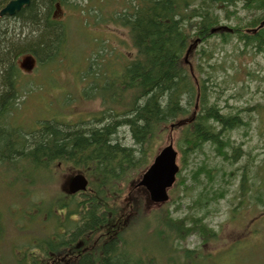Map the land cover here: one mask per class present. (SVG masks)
<instances>
[{
    "label": "trees",
    "instance_id": "1",
    "mask_svg": "<svg viewBox=\"0 0 264 264\" xmlns=\"http://www.w3.org/2000/svg\"><path fill=\"white\" fill-rule=\"evenodd\" d=\"M10 1L0 0V11ZM66 3L67 0H31L16 15L0 16V178L5 181L6 177L9 184H22L19 190L9 187L7 195L0 193V205L8 197H23L27 203L24 216L31 217L32 210L47 208L42 223L48 225L42 235L34 229L38 235L34 239V235L25 236L28 232L16 226L15 236L19 238L15 239L8 232L11 223L5 217L3 221L0 218V233L5 228L13 239L11 247L25 248L28 253L24 259L12 256L14 264H37L34 254L38 251L54 264H160L147 249L138 247V223L148 219L146 230L155 224L157 235L167 247L165 251L179 252L180 244L193 231L209 236L201 225L202 218L196 217L194 211H207L223 198V191L202 190L200 199L190 206L191 217L173 218L172 214L156 211L143 219L137 216L125 228L127 220L114 213L115 207L109 205L113 198L107 197V189L115 190L130 170L146 165L151 145L168 131L180 132L177 149L185 157L205 154L209 146L225 160L235 162L244 155L242 147L234 146L228 135L237 130L247 133L251 122L240 111L224 113L211 102V94L217 93L216 73L201 71L202 65H198L199 79L196 78L186 56L190 46L200 40L203 48H194L201 61L200 53L207 55L203 44L213 47L212 40L216 38L222 44L236 40L264 53V0H123L124 9L116 10L111 22L128 30L136 56L117 72L100 67L89 71L92 77L84 76L85 81L79 82L85 94L102 99L107 110L101 116L106 115L107 120L84 128L47 121L42 129L26 132L12 120L20 101L16 104V100L21 97L16 91L21 75L16 60L20 54H31L38 61L46 60V64L59 56L63 58L62 51L69 42L68 27L55 21L53 15L57 7ZM239 9L251 18H240ZM95 14L100 18L102 12ZM232 20L239 22L237 26H227L232 32H215L223 22ZM68 85L72 84L68 81ZM71 88L73 96L80 98L81 92H72ZM122 127L132 137L131 147L120 139ZM65 164L86 171V176H94L98 183H92L87 194L75 196L51 190L50 185L56 183L51 179ZM198 170L193 177L197 184L201 174L213 183L205 164ZM58 173L59 177L63 174ZM242 176L244 199L240 208L247 206L245 199L252 191L247 187V172ZM261 189L257 185L253 194ZM257 199L260 205L261 198ZM235 212L233 218L241 210ZM165 251L162 256L166 263L179 262L175 254L167 256ZM183 251V264H201L210 258L189 249Z\"/></svg>",
    "mask_w": 264,
    "mask_h": 264
},
{
    "label": "rangeland",
    "instance_id": "2",
    "mask_svg": "<svg viewBox=\"0 0 264 264\" xmlns=\"http://www.w3.org/2000/svg\"><path fill=\"white\" fill-rule=\"evenodd\" d=\"M67 1L66 5L57 7L53 15L55 21L68 27L69 42L62 51L66 56L63 58L59 56L48 64L46 60L39 59L40 64L34 72L21 74L17 81L16 91L21 97L18 96L16 100V104L20 101L12 120L15 121L16 126L26 132L37 130L44 121L55 120V122H63L68 126L72 125L71 127L76 124L83 128L90 125L88 122L104 123L107 116L102 118L101 114L106 112L107 107L103 105L100 97L92 98L85 94L86 90L79 85V82L85 81L84 76L92 77L88 75L89 71H97L100 67L107 71L108 68L116 69L114 71L117 72L136 56V51L129 40L128 30L111 22L112 14L116 10L124 9L123 0ZM95 13H99L100 18ZM239 16L243 20L251 18L246 11L241 9H239ZM237 20L223 22L222 26H237L239 23ZM212 44L213 47L210 44H203L207 55L200 53L201 61L197 54L198 51L195 48L193 50L192 47L186 57L189 58L187 59L190 65L188 67L198 79L199 74L196 72L198 65H202L201 71L215 72L218 77V87L214 90L219 99L215 93L211 94V102L218 104L224 113L240 111L241 115L251 122L247 133L244 130H237L228 135L234 146L242 147L244 155L235 162L225 160L209 146L205 149V154L198 153L185 157L177 149L180 132L168 131L151 145L146 165L130 170L128 176H125L115 190L107 189V197L113 198L109 205L115 207L114 213L127 220L125 228L137 216L143 219L154 215L156 211L172 214L173 218L191 217L193 212L190 206L200 199L202 190L207 188L206 192H208L211 191L210 188H216L223 191V198L209 206L207 211L205 209L198 213L194 211L196 217L202 218L204 224L201 223V225L205 226L209 236H203L196 230L193 231L185 241L180 242L179 252H172L169 249L165 251L167 247L157 235L155 224H152L154 228L146 230L148 219L142 224L138 223L135 230L139 239L138 247L147 249L157 261H161L160 264H171L172 262V260H167L166 263V257L162 256L164 251L167 256L175 254L179 262L173 264H183L180 260L183 259L184 249L210 257L201 264H264V53L256 52V49L245 46L241 42L238 43L236 40L222 44L221 40L216 38L212 40ZM198 46V50L203 48L201 44ZM23 55L20 54L16 64ZM68 81L72 85H68ZM70 86H72V92H81L83 98L73 96ZM83 119L86 120L80 121ZM119 133L120 139L131 147L133 140L127 128H120ZM171 138L175 148L179 151L178 164L181 173L178 175L176 186L169 192V202L165 205H157L151 202L146 189L137 187V185L153 163L154 157L170 143ZM204 164L213 175V183L211 179L206 178L205 174H201L197 184L193 177ZM57 170L63 174L59 177L57 171L56 178L51 179L56 183H52L50 189L61 192L65 175L74 173L76 170L71 169L70 164L58 167ZM245 171L248 176L247 187L252 191L245 199L247 206L240 208V202L244 199L241 185ZM4 179L7 185L0 178V193L7 195L9 187L19 190L17 187L22 186L20 183L9 184V179L6 177ZM89 179L92 181L91 187L92 183L93 185L98 183L92 175ZM257 185L262 189L254 195L253 188ZM210 193L213 195L212 192ZM258 197L261 198L260 205ZM4 198L6 199L7 196L4 195ZM25 201L23 197L13 199L8 197L0 205V218L3 221L6 217L5 220L11 223L8 226L10 234L15 236V228L18 226L24 232H28L24 234L25 236L34 235V239L38 237L37 232L42 235L45 227L48 226L42 223V217L47 212V208L40 207L29 211L31 217L26 218L24 216V210L27 209ZM238 210H241V213L237 218H233L232 214L235 211L238 213ZM2 233H0V264H14L12 256L16 259L18 256L21 259H24L25 255L28 257L25 248L11 247L13 239L6 234L5 228ZM212 234H214L213 237ZM18 236L16 235L15 239ZM35 255L37 264L39 262L40 264H49V262L53 264L50 259L45 258L41 251Z\"/></svg>",
    "mask_w": 264,
    "mask_h": 264
},
{
    "label": "water",
    "instance_id": "3",
    "mask_svg": "<svg viewBox=\"0 0 264 264\" xmlns=\"http://www.w3.org/2000/svg\"><path fill=\"white\" fill-rule=\"evenodd\" d=\"M31 0H12L1 12L0 16H14L22 9L30 5ZM217 31V30H215ZM36 60L32 56H26L19 62L23 71L31 72L35 67ZM178 152L173 145L162 149L156 156L153 164L143 175L140 186L146 188L151 202L156 204L166 203L169 200L168 191L174 186L176 176L180 170L177 164ZM88 180L85 176L78 174L69 178L68 193L76 194L87 190Z\"/></svg>",
    "mask_w": 264,
    "mask_h": 264
},
{
    "label": "flooded vegetation",
    "instance_id": "4",
    "mask_svg": "<svg viewBox=\"0 0 264 264\" xmlns=\"http://www.w3.org/2000/svg\"><path fill=\"white\" fill-rule=\"evenodd\" d=\"M45 123L46 122H44V124H42L43 126L40 128V129H42L43 127H44V125H45ZM89 124H91V122H88ZM102 124V123H101ZM101 124H99V125H101ZM69 126H72V125H69ZM78 125H74L73 127H77ZM53 264H54V262H53Z\"/></svg>",
    "mask_w": 264,
    "mask_h": 264
},
{
    "label": "bare ground",
    "instance_id": "5",
    "mask_svg": "<svg viewBox=\"0 0 264 264\" xmlns=\"http://www.w3.org/2000/svg\"><path fill=\"white\" fill-rule=\"evenodd\" d=\"M12 1V0H11ZM10 1V2H11ZM9 3V2H8ZM8 3L6 4V6L0 11V14H1V12L7 7V5H8ZM17 14V13H16ZM5 16H7V15H5ZM9 16V15H8Z\"/></svg>",
    "mask_w": 264,
    "mask_h": 264
}]
</instances>
